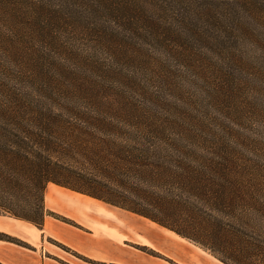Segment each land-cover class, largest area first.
Here are the masks:
<instances>
[{"label":"trees","instance_id":"obj_1","mask_svg":"<svg viewBox=\"0 0 264 264\" xmlns=\"http://www.w3.org/2000/svg\"><path fill=\"white\" fill-rule=\"evenodd\" d=\"M213 2L0 0V214L42 228L53 184L264 264V148L175 115L171 64L230 33Z\"/></svg>","mask_w":264,"mask_h":264},{"label":"rangeland","instance_id":"obj_2","mask_svg":"<svg viewBox=\"0 0 264 264\" xmlns=\"http://www.w3.org/2000/svg\"><path fill=\"white\" fill-rule=\"evenodd\" d=\"M213 1L211 10L221 13L230 33L218 47L204 45L186 68L171 64L169 82L180 106L175 115L192 122L185 107L212 119L243 159L255 161L264 148V0ZM114 101L125 103L120 95ZM45 203L46 257L59 264H223L171 230L68 189L49 185Z\"/></svg>","mask_w":264,"mask_h":264},{"label":"crops","instance_id":"obj_3","mask_svg":"<svg viewBox=\"0 0 264 264\" xmlns=\"http://www.w3.org/2000/svg\"><path fill=\"white\" fill-rule=\"evenodd\" d=\"M46 223L45 221L44 228ZM44 232L42 228L30 223L0 216V234L13 237L29 246L25 248L0 240V264H59L46 257Z\"/></svg>","mask_w":264,"mask_h":264}]
</instances>
